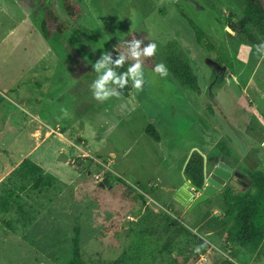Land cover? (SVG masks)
Masks as SVG:
<instances>
[{
    "label": "rangeland",
    "instance_id": "obj_1",
    "mask_svg": "<svg viewBox=\"0 0 264 264\" xmlns=\"http://www.w3.org/2000/svg\"><path fill=\"white\" fill-rule=\"evenodd\" d=\"M50 1L67 31L45 40L39 0H0V196L13 191L0 214V264H66L76 227L85 264H215L230 252L236 264H264V253L227 244L232 220L220 194L189 210L175 190L164 191L182 188L175 153L197 144L203 125L238 165L234 195L252 192V173L264 172V54L256 50L264 38L245 23V1L195 0L204 8L196 11L184 0H76L84 11L77 21L61 0ZM181 14L207 35L204 45ZM133 39L141 51L156 44L139 60L142 88L130 83L127 98L96 101L89 86L97 48L115 46L127 57ZM169 43L187 59L200 94L154 72ZM150 116L167 125L163 142L144 134ZM24 159L54 178L50 188L21 182L15 171ZM180 226L193 237L175 236Z\"/></svg>",
    "mask_w": 264,
    "mask_h": 264
},
{
    "label": "trees",
    "instance_id": "obj_2",
    "mask_svg": "<svg viewBox=\"0 0 264 264\" xmlns=\"http://www.w3.org/2000/svg\"><path fill=\"white\" fill-rule=\"evenodd\" d=\"M44 6L45 20L40 23L41 35L45 40H49L53 33L62 35L67 31V27L60 21L50 0H39ZM245 5L242 10V15L247 26L254 28L258 34L264 38V1L261 0H244ZM61 5L66 15L72 20L77 21L84 16L82 7L76 0H61ZM186 21L195 41L198 45H204L207 35L186 15L181 14ZM112 52V50L110 51ZM115 59V53H113ZM164 65L168 69V73L174 80L181 85L190 89L197 95L200 94V87L196 76L193 74L187 59L173 45H167L165 52ZM127 63L118 71H124L127 68ZM131 90L130 83L124 89L116 88V91L121 93L120 96L127 98ZM145 134L158 142L159 137L154 128L149 125L145 129ZM216 147L221 152L228 156L222 148V143H217ZM204 159L196 151H193L188 157L184 166V177L196 188H201L204 184ZM18 174L22 183L31 182L29 189L38 191L44 188H50L54 182L51 176L45 177L40 166L24 159L15 171ZM235 178H241L239 173H236ZM103 184L106 182L103 181ZM252 192H240L233 194L229 185L224 186L220 190L222 201L226 207L225 216L230 217L232 225L227 228L226 242L227 244L236 243L241 248H244L249 254L255 253L257 256L264 253V172L255 171L252 173ZM24 185L18 188V191L23 192ZM13 191H5L4 195L0 196V214H6L10 209ZM175 236L193 237V234L184 226L178 227L174 231ZM70 259L66 264H85L82 260L80 252V229L74 228L73 237L71 239ZM169 245L163 246V250L169 249ZM204 251H201L202 254ZM236 253L230 252V255L221 259L215 264H236L234 258ZM99 264H126L123 259L112 260L107 263Z\"/></svg>",
    "mask_w": 264,
    "mask_h": 264
},
{
    "label": "clouds",
    "instance_id": "obj_3",
    "mask_svg": "<svg viewBox=\"0 0 264 264\" xmlns=\"http://www.w3.org/2000/svg\"><path fill=\"white\" fill-rule=\"evenodd\" d=\"M225 30L230 31L227 27ZM125 41L126 39L119 42L124 43ZM141 43L142 41L135 39L129 42L127 47L130 50V55L127 57L124 52L118 51L115 46L112 52L105 51L103 47L97 48L101 50V54L98 60L91 63L95 79L89 86L91 95L96 101L103 102L111 97H118L121 93L117 92L116 88L118 87L122 90L129 83L138 91L142 88L145 79L143 76L144 70L141 68L139 60L141 56L146 58L152 57L156 52V44L151 43L141 51ZM256 50L258 53L264 54V43L258 45ZM113 53H115V59H113ZM129 60L135 62L129 64L126 70L118 71ZM154 72L158 73L161 77L168 75V69L163 63L155 65Z\"/></svg>",
    "mask_w": 264,
    "mask_h": 264
},
{
    "label": "crops",
    "instance_id": "obj_4",
    "mask_svg": "<svg viewBox=\"0 0 264 264\" xmlns=\"http://www.w3.org/2000/svg\"><path fill=\"white\" fill-rule=\"evenodd\" d=\"M201 96H203V94ZM198 105H199L197 107L198 109L196 110L197 117L203 115V112L201 111V109H199V108H202V105H203L202 102L200 104H198ZM149 119H150V122L151 123H149L147 126L151 125L154 128L155 132L157 133V135L159 137V141L157 143L163 142L164 137L166 135L165 133H167V125L165 123L160 124V121H163V120H161L162 118H159L158 116H154V117L153 116H150ZM204 121H208V122L212 123L211 122V116H210V114H208V116L206 117V120H204ZM203 126H204V129H201L200 128V133H195L196 136L198 137L197 144L191 145L188 148L183 149V150H178L177 149V152L175 153L176 154V157H175L176 163L177 164H180V163L182 164V176H183L182 177L183 178L182 180L183 181L187 180L184 177V175H183V170H184V166L186 164V161H187L188 157L190 156V154L193 151H196V152H198L203 157L204 162H205V169H206V172L207 173H209L210 170L218 162H222L225 165H227V166H229L230 168L233 169L232 175L230 176L229 180L226 182V185H229V182H230L231 178L234 176V174L237 173V172H239V170L237 169V166L238 165L237 164H231V158H230L229 153H228V156H225L223 153H217V149H216L217 147H215V146H216L217 143H221V142H217V140L214 139L213 132L211 131V129L209 127H207L206 125H203ZM144 132H145V130H144ZM195 132H197V131H195ZM145 135L148 136L147 134H145ZM171 139L172 138L170 137L169 140H171ZM227 141L229 143L231 141V138L229 136L227 137ZM175 148H176V146L174 147V149ZM213 149H214V151H213ZM112 156L113 155L111 154V157ZM178 187L179 186L174 187L172 185L170 187L165 188L164 191L172 192L173 190H175V193H180V195L182 196V198H183V205L184 206L185 205H189L190 198H189L188 195H186V193H188V187L187 186L186 187H183L182 186L181 189H178ZM219 193H220V191H218L216 194H219ZM197 196H198V194H195L194 197H193V199L195 197H197Z\"/></svg>",
    "mask_w": 264,
    "mask_h": 264
},
{
    "label": "water",
    "instance_id": "obj_5",
    "mask_svg": "<svg viewBox=\"0 0 264 264\" xmlns=\"http://www.w3.org/2000/svg\"><path fill=\"white\" fill-rule=\"evenodd\" d=\"M186 3L193 6V9H197L198 11H204V8L198 4L195 0H184ZM253 1V0H250ZM204 184L201 188H196L193 186L188 180H185L183 183V187H188V193L186 195L189 196V210L193 209L197 204L207 200L208 198L214 196L218 191H220L224 186H226V182L229 180L230 176L233 173V169L229 166L225 165L222 162H218L209 173L206 172L205 162H204ZM236 173L234 174V176ZM103 186L102 184H100ZM195 194H198L197 197H194Z\"/></svg>",
    "mask_w": 264,
    "mask_h": 264
},
{
    "label": "flooded vegetation",
    "instance_id": "obj_6",
    "mask_svg": "<svg viewBox=\"0 0 264 264\" xmlns=\"http://www.w3.org/2000/svg\"><path fill=\"white\" fill-rule=\"evenodd\" d=\"M176 196H177L178 198H180L181 195H180V193H177Z\"/></svg>",
    "mask_w": 264,
    "mask_h": 264
}]
</instances>
